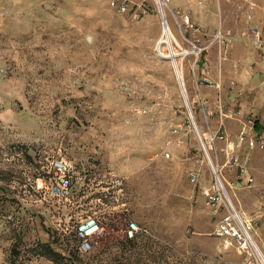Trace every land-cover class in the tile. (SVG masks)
Masks as SVG:
<instances>
[{"label": "rangeland", "instance_id": "obj_1", "mask_svg": "<svg viewBox=\"0 0 264 264\" xmlns=\"http://www.w3.org/2000/svg\"><path fill=\"white\" fill-rule=\"evenodd\" d=\"M166 3L0 0V264H262L215 235L206 190L213 164L264 253V0ZM47 157L73 166L66 197L38 187Z\"/></svg>", "mask_w": 264, "mask_h": 264}, {"label": "built area", "instance_id": "obj_2", "mask_svg": "<svg viewBox=\"0 0 264 264\" xmlns=\"http://www.w3.org/2000/svg\"><path fill=\"white\" fill-rule=\"evenodd\" d=\"M161 1L164 5L167 4L166 2L169 0ZM196 1L198 4L202 5L208 0ZM120 9H125V5L123 3L120 5ZM186 19L188 21V16H186ZM250 34L255 41L261 42L264 35V22L261 23V25H254ZM204 111L206 114L209 113L207 107L204 108ZM249 144L252 146L258 144L259 147L264 148L263 141L256 143L253 137L249 138ZM247 163L248 157L240 159L238 156H233L230 159L231 165L240 167L242 176L245 173ZM44 167L46 169H44V175L38 181V187L45 189L46 192L50 193L54 197H66L71 190L74 178L72 164L62 157H47ZM212 169L215 175V180L209 183L210 187L206 190V193L212 205L217 206V208H225L224 214L216 223L214 231L215 235L219 237L225 245H234L239 251L246 255L250 256L255 254L257 256L251 223L238 215V211L234 207L231 198L227 193L222 180L220 179L218 169L215 168L213 164ZM190 177L191 181H198L197 173L192 172ZM247 180L252 181V177L249 176ZM113 182L121 189V180L115 178ZM100 231L101 225L95 216H87L82 219L76 227V233L80 240L78 250L82 253L89 252L91 249L92 238H94ZM146 233H148V231L145 228L140 227L136 221H129L125 229V234L128 238H134L138 235H144Z\"/></svg>", "mask_w": 264, "mask_h": 264}, {"label": "bare ground", "instance_id": "obj_3", "mask_svg": "<svg viewBox=\"0 0 264 264\" xmlns=\"http://www.w3.org/2000/svg\"><path fill=\"white\" fill-rule=\"evenodd\" d=\"M162 7H163V2L159 0V9H160V11L163 13V11H162L163 8H162ZM173 39H174V38H173V34H172L170 28L168 27V25H164V28H163V34H162V36H161V38H160V43H161V42H165V43H167L168 45H170V41H172ZM172 53H173V52H172ZM172 64H173L174 70H175V72H176V75H177V77H178V80H180V83L183 82V78H182L180 72L178 71L176 61H175V60H172ZM203 146H204L205 151L207 152V148L205 147L204 144H203ZM207 154H208V153H207ZM209 160H210V158H209ZM238 215H239L240 217H242V216L240 215L239 212H238ZM242 218H243V217H242ZM253 239H254V238H253ZM254 242H255V245H256V250H257V256H258V259H259V261H260L262 264H264V253H263V251L259 248V246H258L257 242L255 241V239H254Z\"/></svg>", "mask_w": 264, "mask_h": 264}, {"label": "water", "instance_id": "obj_4", "mask_svg": "<svg viewBox=\"0 0 264 264\" xmlns=\"http://www.w3.org/2000/svg\"><path fill=\"white\" fill-rule=\"evenodd\" d=\"M161 13H162V12H161ZM162 18H163V13H162ZM163 21H164V20H163ZM164 23H165V21H164ZM169 57L171 58V60H175V59H174V55L172 56L171 53H170ZM179 83H180V82H179ZM180 87H181V89H182V93H183V96H184V99H185L186 106H187V109H188V111H189L190 117L192 118V112H191V108H190V106H189V104H188V101H187V95H186V93H185V89H184V86H183V82L180 83ZM194 126H195V124H194Z\"/></svg>", "mask_w": 264, "mask_h": 264}, {"label": "trees", "instance_id": "obj_5", "mask_svg": "<svg viewBox=\"0 0 264 264\" xmlns=\"http://www.w3.org/2000/svg\"><path fill=\"white\" fill-rule=\"evenodd\" d=\"M254 127L258 130V131H260V126H259V124H258V122L257 121H255L254 122ZM47 251L46 252H52L53 254H56V255H58V254H60L59 252H57V251H55L54 249H53V247H51V246H49V247H47Z\"/></svg>", "mask_w": 264, "mask_h": 264}, {"label": "crops", "instance_id": "obj_6", "mask_svg": "<svg viewBox=\"0 0 264 264\" xmlns=\"http://www.w3.org/2000/svg\"><path fill=\"white\" fill-rule=\"evenodd\" d=\"M258 132H260V131L257 130V133H258Z\"/></svg>", "mask_w": 264, "mask_h": 264}]
</instances>
